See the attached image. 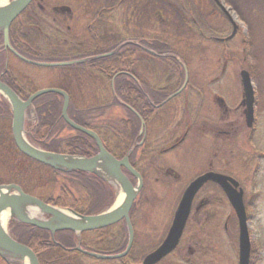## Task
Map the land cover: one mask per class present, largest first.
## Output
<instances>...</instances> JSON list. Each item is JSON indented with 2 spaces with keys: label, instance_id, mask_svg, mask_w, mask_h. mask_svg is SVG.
<instances>
[{
  "label": "flooded vegetation",
  "instance_id": "flooded-vegetation-1",
  "mask_svg": "<svg viewBox=\"0 0 264 264\" xmlns=\"http://www.w3.org/2000/svg\"><path fill=\"white\" fill-rule=\"evenodd\" d=\"M127 1L109 0L101 8L77 9L68 3L52 5V0H33L10 26L9 45L5 42L4 32L0 31V82L26 101L24 96L31 97L39 90L34 87V79L20 65L33 69L67 68L57 75L60 86L55 89H65L70 97V106L83 112L85 123L95 129L79 126L95 132L104 148L116 160L127 158L141 178L122 167V172L133 187L140 189L129 213L130 227L126 220H121L93 232H84L78 236L73 233L76 237L74 247L44 250L49 254L75 252L74 262L64 264H90L86 258L109 261L107 264H144L145 259L156 252L169 237L187 188L197 178L208 173L221 174L239 183L238 190H243L249 222L252 219L244 185L234 176L232 167L235 154H243L244 149L239 148L240 142L249 143V133L253 134L257 122L258 97L252 72L247 71L255 97L254 121L250 128L241 82V72L244 70L240 72L237 81L239 90L231 98L222 85L229 73V62L225 61L220 72L203 75L192 73L179 52L181 42L172 39L168 31L162 30V24L169 22L168 16L164 17L162 13H154L148 8L142 10L136 7L129 35L127 32L122 33L121 12ZM217 11L224 13L232 30L223 38L210 37L213 42L230 36L234 30L233 22H236L224 9ZM142 20L146 24L143 25ZM192 21L194 26L191 31L199 30L202 37L201 23L196 17ZM154 31L163 34L155 38L151 36ZM154 40L170 46L172 54L154 50ZM111 44L117 48L109 57L102 58L105 54L93 52ZM227 51L224 50L223 54L226 55ZM123 54L129 56L124 57ZM110 58L113 60L107 62L106 59ZM47 59L60 61H43ZM43 63L72 64L49 67L41 65ZM114 101L116 105L106 109L108 103ZM34 108L32 104L27 110L26 120ZM95 108L103 109L87 116L84 114ZM8 109L12 113L11 104L0 95V110ZM94 113L100 117L97 121L91 119ZM10 121L12 132V116ZM76 132L71 128V137ZM94 152L97 153L93 156L99 153L97 145ZM242 157L247 165V159ZM261 159L262 156L258 155L256 170ZM108 184L117 190L115 184ZM176 190L179 191V198L172 203L154 198L155 192ZM218 191L225 194L214 182L203 186L193 200V207L177 246L154 264H202L203 256L207 258L215 251L218 229L215 205ZM147 192L153 194L147 195ZM224 196L230 203L227 196ZM115 204L116 201L102 213ZM39 218L49 219L47 215H40ZM10 220L12 222L15 219ZM46 232L51 241L59 244L56 237L61 232L55 237ZM130 240L131 248L125 258L102 260L87 254L119 255L127 249ZM35 254L38 258V254ZM66 259L70 261V257ZM0 261L4 264H24L22 260L2 256Z\"/></svg>",
  "mask_w": 264,
  "mask_h": 264
},
{
  "label": "rangeland",
  "instance_id": "rangeland-1",
  "mask_svg": "<svg viewBox=\"0 0 264 264\" xmlns=\"http://www.w3.org/2000/svg\"><path fill=\"white\" fill-rule=\"evenodd\" d=\"M107 1L109 0H52V5L68 3L77 9L101 8L107 5ZM183 2L188 4L189 10ZM217 2L215 0H129L121 12L122 33L127 32L129 35V28L132 27L131 19L136 12V7L142 10L148 8L154 13L158 12L162 13L164 17L168 16L169 22L162 24L164 25L162 30L168 31L172 39L181 42L178 46L179 52L185 58L192 73H202L203 75L220 72L225 61L229 62V73L222 85L231 98L239 90L237 81L240 79V72L242 70L252 72L253 85L258 97L257 122L253 134L249 133V143H241V141L239 144V148L244 149L242 155L247 159V165L244 164L245 159L239 153L235 154L232 167L234 176L244 185L248 210L252 216L249 229L253 263L264 264V0H217ZM221 8L227 11L238 25V34L230 42L219 43L210 39L212 36L223 38L231 33L232 27L224 13L217 11ZM194 17L201 23L202 37L199 30L191 31L194 26L192 21ZM142 23L144 25L146 21L142 20ZM162 34L154 31L151 36L158 38V35ZM193 47L196 48L194 51ZM224 50H228L226 55L223 54ZM21 66L34 79V87L38 90L58 88L60 84L57 75L67 70V68L33 69L27 65ZM98 116V113H94L91 119L97 121L100 118ZM258 155H261L263 159L259 161L260 165L256 170ZM115 191L116 201L118 192ZM149 193L152 192L145 194L150 195ZM178 195L179 191L177 190L173 192L158 191L154 193V198L172 203L179 198ZM216 197L215 216L218 223L216 249L208 256L210 259L207 257V260L203 256L202 264H238V222L223 193L216 192ZM227 218H229L228 222ZM10 222L11 220L6 225L9 233L11 232ZM225 222L228 225L227 231L224 230ZM86 262L107 264L106 262L109 261H95L86 258ZM113 263L121 264L119 262L110 264ZM0 264L4 263L0 261Z\"/></svg>",
  "mask_w": 264,
  "mask_h": 264
},
{
  "label": "water",
  "instance_id": "water-1",
  "mask_svg": "<svg viewBox=\"0 0 264 264\" xmlns=\"http://www.w3.org/2000/svg\"><path fill=\"white\" fill-rule=\"evenodd\" d=\"M33 0H13L7 6H0V31L4 32L5 42L9 45V29L12 23L29 7ZM233 33L225 39H217L218 42H226L235 37L237 24L233 22ZM113 53H108L102 58L109 57ZM72 63H49L41 64L49 67H57L70 65ZM242 86L244 89V103L247 106V122L252 128L254 121V89L249 77V73L244 70L241 72ZM47 94H56L63 98L62 119L75 131H78L91 139H93L98 147L99 153L91 158L69 156L44 151L32 145L27 137L25 130L27 110L32 106L33 102ZM0 95L4 96L12 108V133L15 144L19 151L26 157L48 166L56 171L61 172H84L101 177L107 182H112L117 187L118 197L121 192L124 195L123 202L117 206L115 204L104 213L94 216H83L70 209H62L44 201L24 193L20 187L16 185H0V256L8 259L22 260L24 264H40L34 251L21 245L12 238L7 231V227H3L1 219L3 215L9 213L10 218L38 229L48 231L53 237L57 233L70 231L77 236L84 232L103 229L113 223L126 220L130 227L129 213L132 205L136 200L140 191L139 187L134 188L128 177L122 172V167L126 168L136 177L140 176L132 169L127 158L122 161L116 160L104 148L99 136L84 127L79 126L69 117L68 111L70 106V97L63 90L45 89L37 91L26 101L19 98L9 87L0 82ZM141 179V178H140ZM208 182L218 184L227 196L234 214L238 218L239 225V257L238 264H251L252 242L250 238L249 219L246 214L244 204L243 190H238L239 183L233 178L223 176L216 173H208L202 175L193 181L185 191L176 213V219L173 229L169 237L163 245L152 255L145 259L144 264H154L165 256H167L178 244L183 228L190 215L193 200L198 192ZM141 184V183H140ZM118 203V199L116 200ZM36 209L38 215L30 216V210ZM29 210V211H28ZM40 215H47L49 219H41ZM132 240L124 251V253L107 256L96 253H87L90 256L102 260H116L125 258L131 248ZM86 253V252H85Z\"/></svg>",
  "mask_w": 264,
  "mask_h": 264
},
{
  "label": "trees",
  "instance_id": "trees-1",
  "mask_svg": "<svg viewBox=\"0 0 264 264\" xmlns=\"http://www.w3.org/2000/svg\"><path fill=\"white\" fill-rule=\"evenodd\" d=\"M185 1V0H184ZM184 3V2H183ZM189 10L188 4L184 3ZM155 42V43H154ZM154 50L172 54V48L168 45L157 43L154 40ZM117 48L114 44L93 52L108 54ZM90 55L92 54L89 53ZM124 57L129 55L123 54ZM84 57V56H82ZM116 57V56H115ZM113 59H106L107 62ZM47 62L60 60L47 59ZM66 91L65 89H62ZM28 99L29 96H24ZM107 107L116 105V102L108 103ZM36 107L30 112L26 120V136L29 142L51 153L69 156L91 158L96 153V144L88 136L79 133L71 137V128L62 119L63 98L56 94H47L33 103ZM103 108L86 111L87 116L93 112H99ZM83 112L74 110L69 106L68 114L76 124L89 127L85 123ZM13 113L10 109L0 110V185H16L26 194H30L52 206L70 209L83 216L101 214L115 201L116 191L107 182L98 176L84 172H61L40 164L25 155L16 147L12 132L10 118ZM11 236L21 245L31 248L38 254L40 264L70 263L74 262L75 252L45 253V249L59 248L62 246L74 247L76 237L70 232H61L57 235L55 244L50 240V235L35 227L25 226L18 221L11 222ZM77 255V254H76ZM81 256V255H79ZM70 257L69 259H66ZM253 260V256H252ZM251 264H254L251 262Z\"/></svg>",
  "mask_w": 264,
  "mask_h": 264
},
{
  "label": "bare ground",
  "instance_id": "bare-ground-1",
  "mask_svg": "<svg viewBox=\"0 0 264 264\" xmlns=\"http://www.w3.org/2000/svg\"><path fill=\"white\" fill-rule=\"evenodd\" d=\"M10 1L8 0H1L0 1V6H7L9 4ZM123 199H124V195L120 194V196L118 197V205H120L122 202H123ZM29 211V210H28ZM30 216H36L38 215V212L36 209H33V210H30L29 213H28ZM10 220V216H9V213H6L5 215H3L2 219H1V224L2 226L5 228L8 221Z\"/></svg>",
  "mask_w": 264,
  "mask_h": 264
}]
</instances>
